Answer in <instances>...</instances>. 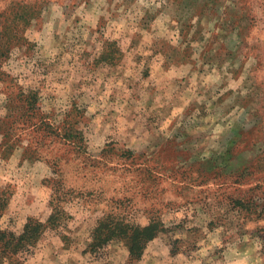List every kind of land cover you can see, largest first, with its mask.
<instances>
[{
    "label": "rangeland",
    "instance_id": "1",
    "mask_svg": "<svg viewBox=\"0 0 264 264\" xmlns=\"http://www.w3.org/2000/svg\"><path fill=\"white\" fill-rule=\"evenodd\" d=\"M4 129L19 264H264V0H0ZM107 216L160 231L93 252Z\"/></svg>",
    "mask_w": 264,
    "mask_h": 264
},
{
    "label": "trees",
    "instance_id": "2",
    "mask_svg": "<svg viewBox=\"0 0 264 264\" xmlns=\"http://www.w3.org/2000/svg\"><path fill=\"white\" fill-rule=\"evenodd\" d=\"M15 99L19 101L18 105H16V110H19L17 120L33 124L31 119L34 118L36 105L38 103L36 94L33 92L23 93L19 91ZM40 123L43 124V121ZM5 127L9 128L10 126ZM0 137V159H5L10 152L9 149L11 150L8 145L10 132L4 129ZM6 207V194L0 187V218ZM60 212L59 208L53 206V211L47 221L51 225H54ZM114 218V216H107L101 218L97 222L92 230V241L89 250L94 252L108 240L118 238L126 243L125 245L128 249L129 256L133 257V259H139L145 248V242L149 239H153L155 234L160 231V229H158L160 228V222L154 218L150 223L142 226ZM46 225L48 224L42 223L31 217L27 219L22 231L19 233L0 227V264H4L5 262L8 264H19V261L15 260V258H18V256L32 246H35V243L39 240Z\"/></svg>",
    "mask_w": 264,
    "mask_h": 264
}]
</instances>
